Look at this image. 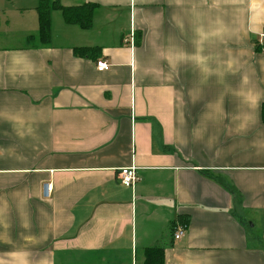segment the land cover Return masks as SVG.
I'll list each match as a JSON object with an SVG mask.
<instances>
[{
	"label": "crops",
	"instance_id": "crops-1",
	"mask_svg": "<svg viewBox=\"0 0 264 264\" xmlns=\"http://www.w3.org/2000/svg\"><path fill=\"white\" fill-rule=\"evenodd\" d=\"M59 1L0 0V264H264V0Z\"/></svg>",
	"mask_w": 264,
	"mask_h": 264
},
{
	"label": "trees",
	"instance_id": "trees-1",
	"mask_svg": "<svg viewBox=\"0 0 264 264\" xmlns=\"http://www.w3.org/2000/svg\"><path fill=\"white\" fill-rule=\"evenodd\" d=\"M96 5L93 3H85L78 6H64L59 0H39L37 11L39 19V30L36 35H30L28 39L31 42H39L47 44L51 38L52 12L59 10L66 23L78 25L81 28L89 29L94 21V9ZM260 45L257 48H263ZM74 52L80 57L98 58L101 51L99 47L84 46L74 48ZM264 120V105L262 108ZM147 258L145 264H164L163 249L160 247L148 248L146 251Z\"/></svg>",
	"mask_w": 264,
	"mask_h": 264
},
{
	"label": "built area",
	"instance_id": "built-area-1",
	"mask_svg": "<svg viewBox=\"0 0 264 264\" xmlns=\"http://www.w3.org/2000/svg\"><path fill=\"white\" fill-rule=\"evenodd\" d=\"M260 39L261 41L264 40V32L260 34ZM96 66L98 70L106 71L110 69L111 64L109 63L108 60L101 58L96 62ZM117 177L123 185L129 187H134L140 178L138 174V168L135 165H131L129 167H122L119 170ZM174 230H175L174 238L176 240H180L181 238H183L186 232V227L184 225L179 224L175 227Z\"/></svg>",
	"mask_w": 264,
	"mask_h": 264
},
{
	"label": "rangeland",
	"instance_id": "rangeland-1",
	"mask_svg": "<svg viewBox=\"0 0 264 264\" xmlns=\"http://www.w3.org/2000/svg\"><path fill=\"white\" fill-rule=\"evenodd\" d=\"M56 15L62 16V13L58 10H56V12H54Z\"/></svg>",
	"mask_w": 264,
	"mask_h": 264
}]
</instances>
